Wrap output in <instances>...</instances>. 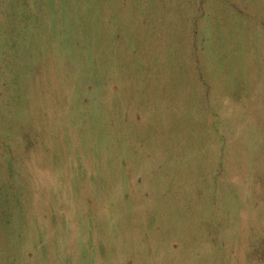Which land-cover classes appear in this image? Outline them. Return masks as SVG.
I'll use <instances>...</instances> for the list:
<instances>
[{"label":"rangeland","instance_id":"obj_1","mask_svg":"<svg viewBox=\"0 0 264 264\" xmlns=\"http://www.w3.org/2000/svg\"><path fill=\"white\" fill-rule=\"evenodd\" d=\"M0 264H264V0H0Z\"/></svg>","mask_w":264,"mask_h":264}]
</instances>
